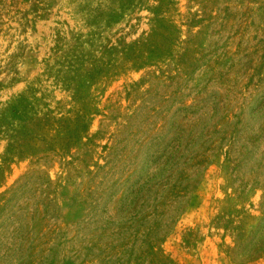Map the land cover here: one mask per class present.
Masks as SVG:
<instances>
[{"label": "rangeland", "instance_id": "obj_1", "mask_svg": "<svg viewBox=\"0 0 264 264\" xmlns=\"http://www.w3.org/2000/svg\"><path fill=\"white\" fill-rule=\"evenodd\" d=\"M264 0H0V264H264Z\"/></svg>", "mask_w": 264, "mask_h": 264}, {"label": "trees", "instance_id": "obj_2", "mask_svg": "<svg viewBox=\"0 0 264 264\" xmlns=\"http://www.w3.org/2000/svg\"><path fill=\"white\" fill-rule=\"evenodd\" d=\"M263 229H264V220H263V222L259 225V227L255 230V232H254V236H253V238H251V240L250 241H248V242H242V243H239L238 245H237V250H239V252L238 253H236V255H246L247 253H245L247 250V248L249 247V246H254V244L258 241V240H256V239H258L257 237H258V235H260L261 234V232L263 231Z\"/></svg>", "mask_w": 264, "mask_h": 264}]
</instances>
